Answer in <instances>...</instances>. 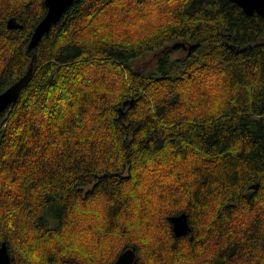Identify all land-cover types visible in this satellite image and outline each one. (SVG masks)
Segmentation results:
<instances>
[{
  "label": "trees",
  "instance_id": "obj_1",
  "mask_svg": "<svg viewBox=\"0 0 264 264\" xmlns=\"http://www.w3.org/2000/svg\"><path fill=\"white\" fill-rule=\"evenodd\" d=\"M46 12L0 0V92L35 69L0 115L11 264H112L130 247L135 264H264V16L74 0L30 49Z\"/></svg>",
  "mask_w": 264,
  "mask_h": 264
},
{
  "label": "water",
  "instance_id": "obj_2",
  "mask_svg": "<svg viewBox=\"0 0 264 264\" xmlns=\"http://www.w3.org/2000/svg\"><path fill=\"white\" fill-rule=\"evenodd\" d=\"M74 0H45L47 12L42 20L38 23L29 41L28 47L35 49L43 37L48 34L52 27L59 22L64 15L66 9ZM238 4L248 15H253L256 11L264 16V0H232ZM10 28L22 27L16 17H11L8 20ZM182 43H177L178 46ZM184 48H188L189 53L197 48V45L191 44ZM34 76V68L31 65L28 71L17 81L11 84L6 90L0 92V115L12 103H15L21 96L22 91L30 84ZM173 228L176 236L188 234L191 227L188 222L187 214L183 213L172 218ZM137 255L134 247L126 248L119 254L117 259L112 264H135ZM0 264H11V256L6 241L0 244Z\"/></svg>",
  "mask_w": 264,
  "mask_h": 264
},
{
  "label": "rangeland",
  "instance_id": "obj_3",
  "mask_svg": "<svg viewBox=\"0 0 264 264\" xmlns=\"http://www.w3.org/2000/svg\"><path fill=\"white\" fill-rule=\"evenodd\" d=\"M183 54H184V52H183V51H180V52H175V53H174V55H175V56H181V55H183Z\"/></svg>",
  "mask_w": 264,
  "mask_h": 264
},
{
  "label": "bare ground",
  "instance_id": "obj_4",
  "mask_svg": "<svg viewBox=\"0 0 264 264\" xmlns=\"http://www.w3.org/2000/svg\"><path fill=\"white\" fill-rule=\"evenodd\" d=\"M234 4V3H233ZM150 16V15H149ZM249 16V15H248ZM176 50V49H175ZM183 57V56H182ZM35 70V69H34ZM2 89V88H1ZM92 113V112H91Z\"/></svg>",
  "mask_w": 264,
  "mask_h": 264
}]
</instances>
